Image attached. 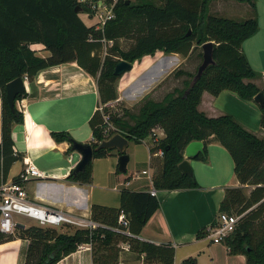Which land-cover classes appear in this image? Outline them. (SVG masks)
Wrapping results in <instances>:
<instances>
[{
    "label": "trees",
    "instance_id": "obj_1",
    "mask_svg": "<svg viewBox=\"0 0 264 264\" xmlns=\"http://www.w3.org/2000/svg\"><path fill=\"white\" fill-rule=\"evenodd\" d=\"M211 1L138 0L127 3L117 0L114 18L99 29L85 24L80 17V12H90L88 3L82 0H0V183L6 179L12 164L23 159L13 148L12 127L24 122L16 101L27 96L25 90L18 94L11 109L5 97L6 84L17 77L30 79L48 67L75 62L97 85L98 105L88 119L92 132L89 143L96 146L106 137V132L109 135L119 132L135 143L150 137L151 142L147 144L150 165L154 167L151 179L155 190L200 187L193 174L182 173L178 168L189 142L204 143L203 152L195 158L199 161L207 159V144L211 140L228 151L239 184L225 189L219 211L240 215V218L234 232L223 243L230 254L244 255L245 264H264V104L259 106L261 136L247 130L229 113L208 116L198 108L204 92L217 96L223 90H231L245 100H253L260 91L264 96V86L260 88L252 81L256 72L242 52V43L257 32L259 22L256 15L248 18L222 15L223 11L214 10L217 0L209 12ZM237 1L240 5L232 0H224L223 5H229V11H242L241 3L249 2L255 11L254 0ZM77 6L79 11H75ZM223 10L229 12L226 7ZM122 39H130L132 43L123 47ZM207 41L213 42L215 64L208 66L187 91L202 60L200 46ZM35 43L42 44L49 55L36 56L30 48ZM196 46L200 51L194 71L175 68L157 84L160 86L165 80L182 77L181 87L177 85L159 98L157 85L154 86L155 94H145L135 111L124 107L120 112H112L106 107L118 97L116 82L121 75H114L113 71L119 61L134 63L146 55L153 56L156 51L188 58ZM99 105H104L102 110ZM155 130L162 131V136ZM50 135L56 141H68L67 151H72L74 139L68 131H51ZM159 150L161 156L157 154ZM111 154L118 155L113 150L99 149L93 152V158ZM18 175L14 181L18 180ZM65 180L90 184L92 160L82 171L74 173L71 170ZM158 207L159 200L150 190L122 187L118 207L91 205L90 219L96 227L14 226L12 232L0 231V243L13 238L27 240L24 264H57L84 244L90 246L92 264H117L121 242H126L133 254L142 256L143 264H173V245L155 244L137 237ZM121 213L126 216V227L118 223ZM63 226L72 231L62 230ZM202 233L204 230L197 236ZM181 264L198 263L195 258L187 257Z\"/></svg>",
    "mask_w": 264,
    "mask_h": 264
},
{
    "label": "crops",
    "instance_id": "obj_2",
    "mask_svg": "<svg viewBox=\"0 0 264 264\" xmlns=\"http://www.w3.org/2000/svg\"><path fill=\"white\" fill-rule=\"evenodd\" d=\"M260 31L258 26L257 32L242 43V52L247 59L245 46ZM30 48L35 51L36 56L49 55V51L45 50L40 43L31 44ZM185 58L176 53L156 51L153 56L146 55L140 61H135L133 63L135 71L137 68L144 69L150 66L153 68L149 74H145L141 84L134 83L136 79L130 81L129 84L125 83L130 86V92L126 93V97L134 99L137 94L141 93L139 92L141 89L146 91L142 94H147L149 90V94L153 96L155 92L152 87L156 81L167 76ZM262 70L264 72V68ZM24 84L27 96L16 101V106L21 102L26 109L24 122L14 124L12 127L13 148L22 154L23 159L12 164L4 181H14L24 167V159L27 158L45 174V178H32L25 183L29 199L88 220H91L90 207L92 204L118 207L122 187L134 191L153 188L151 177L154 167L150 165L151 156L147 143H145L146 150L139 149L138 158H135L137 163L143 166L139 168L140 170L133 168L135 171H130L128 173L130 176L127 175L126 178L117 172L118 155L111 154L106 157L92 158L90 184L67 182L65 178L80 159V154L78 153L76 157V151H67L70 143L54 140L50 132L68 129L72 138L77 141L89 142L91 140L92 132L88 119L94 111L96 97L98 99L96 81L75 62H67L43 69L30 79L24 78ZM225 91H221L217 96L204 92L198 105L199 110L208 116L224 114V110L219 108L218 100ZM81 98L83 100L80 103ZM120 98H122L121 95L117 100ZM40 104L46 105L49 117L37 122L31 117L30 111H36V107ZM74 107H81L84 112V121L76 126L69 125L75 117ZM1 119L2 100L0 98V141ZM85 123L89 127V132L86 139L81 140L72 131L78 130ZM157 133L158 136H162V131L159 130ZM211 150L214 151V155L211 154ZM215 154L219 155L220 165H217V159H214ZM102 159L107 161L103 162ZM189 162L200 187L156 190L155 196L159 200V207L137 237L155 244L173 245L175 249L173 264H181L187 257L195 258L198 264H245V256L230 254L223 242H211L205 232L200 237L197 236L200 230H204L216 220L225 189L239 184L234 171L232 177L228 175L229 171H226H232L233 160L223 146L211 140L207 144V159L205 161L193 159ZM221 163H224V168ZM143 170H146V174L142 173ZM13 221L15 227L28 226L35 222L18 214L13 215ZM70 227L74 226L70 225ZM62 230L72 231V228L67 229L63 226ZM27 244V240L20 238L0 243V264H24ZM124 244L126 242L119 244L117 264H143V257H138L130 250L123 249ZM57 264H92L89 244L81 245Z\"/></svg>",
    "mask_w": 264,
    "mask_h": 264
},
{
    "label": "rangeland",
    "instance_id": "obj_3",
    "mask_svg": "<svg viewBox=\"0 0 264 264\" xmlns=\"http://www.w3.org/2000/svg\"><path fill=\"white\" fill-rule=\"evenodd\" d=\"M82 1L85 3H88V5H89V3L93 0H82ZM129 1L130 2H137L138 0H129ZM214 1L215 0H212L211 3L209 4V12L210 11L212 12V6H213ZM232 1L236 5H240L239 1H237V0H232ZM223 2H224V0H217V2H215L214 10H217L218 12L223 11L222 15H224V16H228L231 18H248V17H251L253 15H256L257 18L259 19V27H260L261 31L259 32V34L257 36H255V38H252V40H250V42L248 44H246L245 51L247 53L248 60L250 62L251 67L256 72V77L252 81L254 83H256L260 88H262L264 86V79H263L264 72L262 70L264 68V0H254V2L256 4L255 11L252 10L249 2L241 3L242 7H244L242 9V11H239V10L229 11V7H228L229 5H227V4L223 5ZM226 2H227V0H226ZM222 7H223V9L226 7L227 11H229V12H224ZM80 17L85 22V24L96 26V19L93 17V15H91L90 12H80ZM120 43L123 47H128L132 43V41L130 39H122ZM199 51H200V48L196 46L194 48L191 56L188 58L186 57L180 65L174 67L173 69L182 67V69H185L187 71H194L196 68V65L199 61V57L197 55V53ZM134 68H135V66H134ZM152 68H153L152 66L144 68V69L143 68H141V69L135 68L136 71L134 70L135 71L134 73H131L129 71V72L122 74L116 82V90L118 93V97H120V95H121L122 98H120V100H117L118 99V97H117L116 100L110 102L106 107H108L110 109V111H112V112H120L121 109L124 107L129 108V109H133V111H135L139 100L144 96V94H142V93H145L146 91H145V89L144 90L141 89L139 91V92H141L140 94H137L134 97V99H132V98L129 99L128 97H126V93L130 92L129 91L130 86L129 85L127 86L125 83L129 84L130 81H132L133 79H136V81L134 83L141 84L142 78L145 76V74H147V73L149 74L150 70H152ZM163 78L156 81V84L153 85V87L156 86ZM181 80H182V77H179L178 79L170 78L169 80H165L164 84H161L160 86L157 85L156 90H158L157 92L160 93V94H157V96L160 98L162 94H164L168 90H171L173 87H175L177 85L181 87L182 86ZM131 86H132V84H131ZM149 92L150 91L148 90V93ZM82 100L83 99L81 98L80 103L82 102ZM218 104H219V108L224 110V113L232 114L236 118V120L240 124H242L247 130H249L250 132H252L258 136L262 135V130L260 127L261 112H260L259 105L254 100L242 99L238 96V94L236 92L231 91V90H226L220 96V98L218 100ZM97 105H98V99L96 97L95 108L93 109L94 111L96 110ZM102 106H104V105H102ZM17 108L19 111H21L23 113V115L26 114L25 113L26 109L21 104V102H19L17 104ZM36 108H37L36 111H34V110L30 111L31 117L35 121L40 122L43 119H47L49 117V111L47 110L45 104H40ZM73 110L75 111L74 112L75 117L73 118L72 122L69 125L76 126V125H78L84 121V112H83L81 107L80 108L74 107ZM64 131H68L70 133V131L68 129H64ZM158 131L159 130H155V133L157 135H158V133H157ZM80 132H81V134H79ZM88 132H89V127L86 123L83 124L78 130L72 131V133L75 136H77L78 139L80 138L81 140L86 139ZM74 140H76V139H74ZM79 142H84V141H79ZM150 142H151L150 137L145 138V140L141 143H135L133 141L129 142V144L125 150V153L129 156L130 161L128 160L129 163L127 165L126 172H124V173L119 172L120 174H122L123 177L126 178V177L130 176V174L128 175V173L130 171H135L133 168L140 170L139 168H141L143 165L140 163H137L135 158H138L139 149H142L143 151H145L146 150L145 143H150ZM211 154L214 155V151H212ZM75 155L77 157L78 153L75 152ZM214 159H217V165H220L219 155L215 154ZM231 160H232V158H231ZM102 161L105 162L107 160L102 159ZM197 161H199V160H197ZM221 164H222V168H224V166H225L224 163H221ZM226 171H229L228 175H230L231 177L233 176V169H232V171L231 170H226ZM30 221H32V219H30ZM34 224H35V222H34ZM35 225H37V224H35Z\"/></svg>",
    "mask_w": 264,
    "mask_h": 264
},
{
    "label": "built area",
    "instance_id": "obj_4",
    "mask_svg": "<svg viewBox=\"0 0 264 264\" xmlns=\"http://www.w3.org/2000/svg\"><path fill=\"white\" fill-rule=\"evenodd\" d=\"M117 0L107 2L106 0H93L89 3L91 15L96 19V28L103 29L107 21L114 18V5ZM26 78V77H24ZM103 106L99 105L102 110ZM106 118V117H105ZM109 134L106 132L107 138ZM158 155H162L159 150ZM146 174V170L142 171ZM32 178H45V174L29 159H24V167L18 175L17 181H2L0 183V231L9 233L14 229L13 215L18 214L30 218L41 227H60L68 224L74 227L93 228L96 223L83 217H77L69 212L56 210L44 204L30 200L25 188V183ZM156 195V190H150ZM240 215L227 212H219L216 220L204 228V232L211 242H223L225 238L234 232ZM121 226H127V219L124 213L118 217ZM123 249L129 250L126 243Z\"/></svg>",
    "mask_w": 264,
    "mask_h": 264
},
{
    "label": "water",
    "instance_id": "obj_5",
    "mask_svg": "<svg viewBox=\"0 0 264 264\" xmlns=\"http://www.w3.org/2000/svg\"><path fill=\"white\" fill-rule=\"evenodd\" d=\"M129 3V0H126ZM80 7L77 6L75 11H79ZM202 50V60L197 67L196 73L191 78L187 91L199 80L200 76L204 72V70L210 66L215 64L213 58V42L207 41L201 44ZM133 69V63H130L125 60L119 61L114 67V75H122L126 72H129ZM6 90V101L8 106L13 109L15 105V99L18 94H21L25 90L24 78L17 77L10 82H8L5 86ZM185 91V93H187ZM253 100L259 105L262 106L264 104V96L260 91L254 97ZM129 144V139L123 136L121 133L116 132L109 135L107 138L101 140L96 146H92L89 142H79L73 140L71 142V150L76 151L80 154V159L73 167V172L76 173L78 171H82L85 166L92 160L93 152L99 149H108L115 150L118 153V162H117V170L120 173L126 172V165L129 160V156L125 153V150ZM204 150V143L202 141L193 140L189 142L184 150L183 157L184 159L178 164V168L182 173L185 174H193L192 166L190 164V160L196 158L199 153H202Z\"/></svg>",
    "mask_w": 264,
    "mask_h": 264
},
{
    "label": "bare ground",
    "instance_id": "obj_6",
    "mask_svg": "<svg viewBox=\"0 0 264 264\" xmlns=\"http://www.w3.org/2000/svg\"><path fill=\"white\" fill-rule=\"evenodd\" d=\"M131 73H134V69L131 71ZM37 117V116H36ZM67 119V118H66ZM71 120V119H70ZM54 122V121H53ZM81 122V121H80ZM79 123V122H78ZM58 126V125H57Z\"/></svg>",
    "mask_w": 264,
    "mask_h": 264
}]
</instances>
